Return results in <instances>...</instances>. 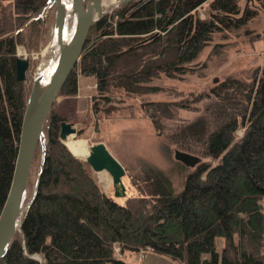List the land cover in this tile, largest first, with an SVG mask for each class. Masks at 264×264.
Listing matches in <instances>:
<instances>
[{"label":"trees","instance_id":"1","mask_svg":"<svg viewBox=\"0 0 264 264\" xmlns=\"http://www.w3.org/2000/svg\"><path fill=\"white\" fill-rule=\"evenodd\" d=\"M255 1L264 12V0ZM49 4L0 0V207L27 98L15 75V45L29 49L44 43ZM238 13V0L118 3L91 24L58 96L75 93L77 75L92 76L91 110L98 118L105 116L119 108L111 99L114 90H160L150 83L153 78L193 72L191 61L214 33L235 29L258 14L255 7L234 18ZM250 32L243 30L249 39L261 40L262 63L244 78L217 81L202 94L208 99L202 113L168 129V143L161 149L192 167L177 191L150 164L135 173L125 171L135 192L125 193L121 201L102 191L89 165L58 138L66 114L51 106L42 125L45 151L35 195L0 264H134L115 255L116 245L128 255L149 250L181 264H264V28ZM140 106L153 127L162 130V119L184 103L147 101ZM39 158L37 142L36 170Z\"/></svg>","mask_w":264,"mask_h":264},{"label":"rangeland","instance_id":"2","mask_svg":"<svg viewBox=\"0 0 264 264\" xmlns=\"http://www.w3.org/2000/svg\"><path fill=\"white\" fill-rule=\"evenodd\" d=\"M117 1L102 0V9L109 11L117 5ZM238 4L239 13L236 16H239L242 9L247 7H255L258 14L235 29L214 33L212 40L203 46L191 61L194 67L193 72H186L179 77H167L160 74L150 82L161 87L160 90L153 93L127 94L122 90H114L111 99L119 108L105 116L98 118L91 110L92 95L95 93L94 78L77 75L75 93L70 96H57L52 104V109L63 111L66 114L63 120L71 122L74 126L75 137L73 136V139L74 142H77L76 145H79L78 150L81 151L92 142L102 141L123 165L126 172L135 173L145 164L153 165L168 176L174 190L177 191L182 185L186 171L192 167L173 157L172 153L167 157L161 149L162 144L168 143L166 134L169 127L179 122L191 121L202 113L203 107L208 101L202 94L217 81L225 76L244 78L263 61L261 40L256 37L249 39L251 34H244L243 30L249 29L250 33H260L264 28V12L260 10L255 0H238ZM49 5L51 18L44 33V43L38 48L31 47L29 49L21 43L15 45V55L28 60L24 79H22L27 95L34 77L42 67L43 50L51 43L54 34L55 3L50 2ZM198 11L203 17L205 4L199 6ZM73 23L74 15L69 13L66 21L67 31L72 32ZM216 43H220L219 46L215 47ZM22 50L25 51V54L21 52ZM55 59L56 57L51 60L52 65ZM168 100H181L184 106L173 107V116L162 119L165 127L162 130L156 129L140 104L147 101ZM240 134L241 129H236V135ZM171 147L172 149L177 148L174 144H171ZM77 157L82 159V157ZM35 166V162H32L24 191L23 205L33 194L37 171ZM91 173L102 191L111 195L110 175L106 171H102L103 176L99 179L98 171L91 169ZM122 180L126 187V194L134 193L135 189L126 174L122 176ZM115 198L121 201V197ZM217 242L219 244V240ZM114 252L118 257H126V259L129 257L134 264H181L177 260L149 250H141L128 255L125 254L127 252H120L116 245Z\"/></svg>","mask_w":264,"mask_h":264},{"label":"water","instance_id":"3","mask_svg":"<svg viewBox=\"0 0 264 264\" xmlns=\"http://www.w3.org/2000/svg\"><path fill=\"white\" fill-rule=\"evenodd\" d=\"M127 1L129 0H118L117 3ZM50 2L55 3L53 26L58 53L54 66L45 81H41L40 72L34 77L22 112L11 178L0 207V257L4 254L14 231L20 230V219L35 195L36 182L43 164L45 151L42 142L44 119L80 56L91 24L106 12L102 9V0H70L69 10L64 8L61 0H50ZM244 10L242 9L241 14L234 16V18H241ZM66 13L74 15V25L69 39L62 41ZM27 66L28 60L25 57H15V75L17 79H24ZM74 132L75 128L71 122L60 121L58 138L62 142L67 134ZM37 142H40V158L36 171L35 187L32 196L23 205L24 191ZM82 159L93 171L105 170L110 175L111 195L113 197H123L125 195V185L122 180L125 169L102 141L90 143L87 153ZM181 159L184 160V158Z\"/></svg>","mask_w":264,"mask_h":264},{"label":"bare ground","instance_id":"4","mask_svg":"<svg viewBox=\"0 0 264 264\" xmlns=\"http://www.w3.org/2000/svg\"><path fill=\"white\" fill-rule=\"evenodd\" d=\"M61 3L63 4V6L66 10L67 9L69 10L70 0H61ZM68 15H69V13H66L65 18H64V28L62 31V41H67L69 39L71 33H72L70 31H67V29H66V21H67ZM73 25H74V23H73ZM72 30H73V28H72ZM56 53H58V45L56 43L55 33H54L52 40H51V43L47 47H45V49L43 50V53H42L44 60H43V63L41 65L42 67L40 68V71H39L41 74V81L42 82L45 81V79L48 77L49 73L51 72V70L54 66L56 59H55L53 65L51 64V62H52L51 60H53L55 57H57ZM73 136L75 137V135L73 133L67 134L66 137L63 139V143L67 147H69V150L74 155H77V156L83 158L87 153L88 147L82 149L81 151L78 150L75 147L77 142H74ZM102 171H105V170L98 171L99 179H101V177L103 176Z\"/></svg>","mask_w":264,"mask_h":264},{"label":"built area","instance_id":"5","mask_svg":"<svg viewBox=\"0 0 264 264\" xmlns=\"http://www.w3.org/2000/svg\"><path fill=\"white\" fill-rule=\"evenodd\" d=\"M21 52H22L23 54H25V51H24V50H22Z\"/></svg>","mask_w":264,"mask_h":264}]
</instances>
